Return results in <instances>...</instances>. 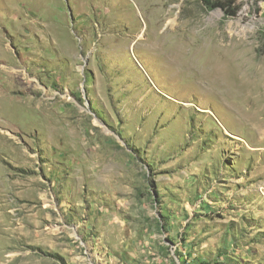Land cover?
Instances as JSON below:
<instances>
[{
    "label": "rangeland",
    "instance_id": "rangeland-1",
    "mask_svg": "<svg viewBox=\"0 0 264 264\" xmlns=\"http://www.w3.org/2000/svg\"><path fill=\"white\" fill-rule=\"evenodd\" d=\"M235 2L0 0V264H264V0Z\"/></svg>",
    "mask_w": 264,
    "mask_h": 264
},
{
    "label": "bare ground",
    "instance_id": "bare-ground-1",
    "mask_svg": "<svg viewBox=\"0 0 264 264\" xmlns=\"http://www.w3.org/2000/svg\"><path fill=\"white\" fill-rule=\"evenodd\" d=\"M176 45L177 53H179L178 55L186 59L185 61L188 64L194 68L196 67L198 72L202 75H208L209 77L213 76L214 78L220 79L223 75L225 76L228 67L237 66L236 60L238 56L236 55L237 52H235L236 46H229L227 49L217 43H206L200 45L196 49H192V51L188 53L186 49L187 46L184 42H177ZM257 114L260 113L257 111ZM257 114L256 121L260 123L262 119L259 118Z\"/></svg>",
    "mask_w": 264,
    "mask_h": 264
},
{
    "label": "trees",
    "instance_id": "trees-1",
    "mask_svg": "<svg viewBox=\"0 0 264 264\" xmlns=\"http://www.w3.org/2000/svg\"><path fill=\"white\" fill-rule=\"evenodd\" d=\"M207 10L220 9L225 16H235L239 10V5L235 0H200ZM223 264V261H218Z\"/></svg>",
    "mask_w": 264,
    "mask_h": 264
}]
</instances>
